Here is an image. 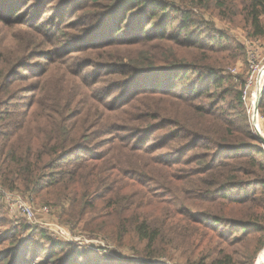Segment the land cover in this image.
<instances>
[{"label": "trees", "instance_id": "trees-1", "mask_svg": "<svg viewBox=\"0 0 264 264\" xmlns=\"http://www.w3.org/2000/svg\"><path fill=\"white\" fill-rule=\"evenodd\" d=\"M82 1L0 0V187L68 205L64 221L138 258L40 230L50 247L32 260L33 241L0 237V264H254L264 146L226 73L244 46L205 16L264 38V0Z\"/></svg>", "mask_w": 264, "mask_h": 264}, {"label": "rangeland", "instance_id": "rangeland-1", "mask_svg": "<svg viewBox=\"0 0 264 264\" xmlns=\"http://www.w3.org/2000/svg\"><path fill=\"white\" fill-rule=\"evenodd\" d=\"M82 1V0H80ZM87 2L88 0H83ZM82 1V2H83ZM67 17L72 18L68 15ZM207 20H210L214 24L215 28L224 33V37L229 39V42L234 46L240 44L244 46L243 54L235 61L230 63L226 68V73L234 74L231 72L232 69H237L236 79L244 81L247 69H248V52L249 51H260L264 48V38H257L249 33L248 29L242 27L241 25H236L228 21L220 20L216 15L208 14L205 16ZM211 35H221L218 31H208ZM99 33V32H98ZM208 34V33H206ZM259 53V52H258ZM261 59L264 62V54H261ZM77 69V68H75ZM41 70V69H40ZM233 75V76H234ZM41 76L37 77L35 74H29L27 79L21 81L20 89L21 94L25 100H29L32 97H36L38 92L32 91L33 88L40 82ZM59 79H50V81L57 82ZM70 93H74V89H70ZM261 131L264 134V125L262 118L260 119ZM253 129V128H252ZM254 131V129H253ZM256 131V130H255ZM255 136L258 138V132H255ZM113 134L106 135L99 139L94 140L91 143V150L96 154H101L108 148V142L113 140L119 131H113ZM259 139V138H258ZM152 140V139H151ZM260 140V139H259ZM21 197L23 200L27 201L31 205L34 217L29 219L27 216L23 215L17 208L13 205L14 201ZM42 199V195L30 196L29 194H24L19 191H10L8 189H3L0 187V237L1 239H7L10 234H16L21 240L33 241L34 246L29 247V245H24L22 252L29 251L28 258L32 260L35 256L37 258L41 255V248H49L47 240H45L40 235V230H43L47 235L53 237L54 239L70 244L72 250H81L85 254H99L105 256H111L115 253L117 257L127 258L135 257L131 248L119 247L111 244L105 238L94 237L90 234L81 230L82 224L76 225L73 221H64L67 216L61 207L49 204ZM46 209H45V208ZM64 215V216H63ZM24 226V229L22 227ZM6 243V242H5ZM3 246H0L2 248ZM264 250V248L262 249ZM261 250V251H262ZM260 251V252H261ZM258 253V255L260 254ZM38 254V255H36ZM258 255L254 260V264H264V252L261 254L260 260L257 262ZM34 256V257H33ZM36 258V257H35ZM169 262V261H168ZM171 263V262H170ZM174 264V263H171Z\"/></svg>", "mask_w": 264, "mask_h": 264}, {"label": "built area", "instance_id": "built-area-1", "mask_svg": "<svg viewBox=\"0 0 264 264\" xmlns=\"http://www.w3.org/2000/svg\"><path fill=\"white\" fill-rule=\"evenodd\" d=\"M261 54H264V48L261 49V53L259 50L248 52V69L245 79L244 81H242L241 84V98L249 115L252 128L254 129V131L256 130L255 132H258L257 136L259 139L260 135L264 136L260 127V119L262 118V116L259 112L260 101H258V97L261 91L263 93L264 89V62L262 63L263 59H261ZM231 72L236 75L237 69L234 68L231 70ZM257 106L258 110H256ZM13 205L17 208V210H19L23 215L27 216L29 219H32L34 217L31 205L28 204L27 201L23 200L21 197L17 198L14 201Z\"/></svg>", "mask_w": 264, "mask_h": 264}, {"label": "water", "instance_id": "water-1", "mask_svg": "<svg viewBox=\"0 0 264 264\" xmlns=\"http://www.w3.org/2000/svg\"><path fill=\"white\" fill-rule=\"evenodd\" d=\"M261 99H262V91L258 97V101H261ZM256 110H258V106H257ZM260 140H261V143H263V145H264V136L260 135Z\"/></svg>", "mask_w": 264, "mask_h": 264}, {"label": "bare ground", "instance_id": "bare-ground-1", "mask_svg": "<svg viewBox=\"0 0 264 264\" xmlns=\"http://www.w3.org/2000/svg\"><path fill=\"white\" fill-rule=\"evenodd\" d=\"M264 252V250H262L261 252H260V254L258 255V259H257V262L260 260V258H261V254ZM264 258V257H263Z\"/></svg>", "mask_w": 264, "mask_h": 264}]
</instances>
